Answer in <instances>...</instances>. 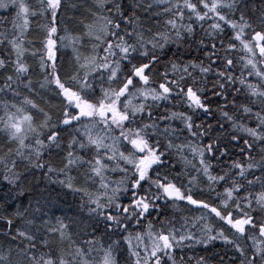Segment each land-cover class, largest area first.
<instances>
[{"label":"snow or ice","instance_id":"obj_1","mask_svg":"<svg viewBox=\"0 0 264 264\" xmlns=\"http://www.w3.org/2000/svg\"><path fill=\"white\" fill-rule=\"evenodd\" d=\"M0 264H264V0H0Z\"/></svg>","mask_w":264,"mask_h":264}]
</instances>
